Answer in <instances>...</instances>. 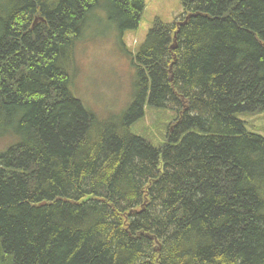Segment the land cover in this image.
<instances>
[{
	"label": "trees",
	"instance_id": "16d2710c",
	"mask_svg": "<svg viewBox=\"0 0 264 264\" xmlns=\"http://www.w3.org/2000/svg\"><path fill=\"white\" fill-rule=\"evenodd\" d=\"M180 3L100 123L74 46L100 12L122 44L144 0H0V264H264V137L238 117L264 112V0ZM146 108L176 111L159 143L131 131Z\"/></svg>",
	"mask_w": 264,
	"mask_h": 264
},
{
	"label": "rangeland",
	"instance_id": "374dc122",
	"mask_svg": "<svg viewBox=\"0 0 264 264\" xmlns=\"http://www.w3.org/2000/svg\"><path fill=\"white\" fill-rule=\"evenodd\" d=\"M144 4L139 27L125 32L121 36L122 44L118 33L100 12L91 20L94 24L89 29L88 36L92 40L74 46L78 70L72 74L69 72L72 78L70 92L100 123L120 116L130 107L133 101L131 88L136 74L130 57L138 45L144 42L153 21L158 18L172 23L181 11L180 0H144ZM83 76L85 78L82 80ZM175 117L176 111L172 109L146 108L143 118L132 126L131 131L140 136L150 132L160 139L159 143L164 139L160 138L161 133L166 134L169 127L171 129ZM238 117L245 121L249 130L264 137V112L240 114ZM18 141V137L11 131L0 129V154Z\"/></svg>",
	"mask_w": 264,
	"mask_h": 264
},
{
	"label": "water",
	"instance_id": "95a60500",
	"mask_svg": "<svg viewBox=\"0 0 264 264\" xmlns=\"http://www.w3.org/2000/svg\"><path fill=\"white\" fill-rule=\"evenodd\" d=\"M189 18H190V16H187L186 19L183 22H178L177 26L180 27V26L184 25ZM175 34H177V33H175ZM174 40H176V35H175V39ZM175 47L176 46L174 45L172 48L174 49Z\"/></svg>",
	"mask_w": 264,
	"mask_h": 264
}]
</instances>
